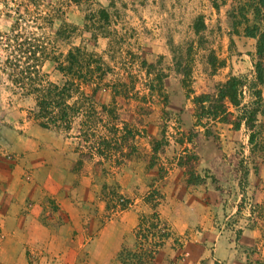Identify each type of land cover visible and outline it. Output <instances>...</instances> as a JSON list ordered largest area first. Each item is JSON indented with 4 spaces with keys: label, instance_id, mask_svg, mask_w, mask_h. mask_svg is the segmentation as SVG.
I'll return each mask as SVG.
<instances>
[{
    "label": "rangeland",
    "instance_id": "374dc122",
    "mask_svg": "<svg viewBox=\"0 0 264 264\" xmlns=\"http://www.w3.org/2000/svg\"><path fill=\"white\" fill-rule=\"evenodd\" d=\"M238 1L218 0L216 8L211 0H39L35 9L39 12L31 10L22 19L25 36L36 39L35 43L53 40L63 66L68 50L74 47L83 46L93 58L102 57L104 85L95 100L105 108L93 112L90 127L76 121L70 133L35 125L27 120L25 110L20 111L31 106L32 100L23 97V91L9 79L11 68L3 60L10 52L0 43V157L13 159L30 148L20 140H60L59 157L72 160L73 169L84 167L95 175L84 181L88 193H76L81 202H91L92 198L97 203L106 202L113 210L136 204L135 236L137 233L139 239L126 249L142 254V264H157L160 258L164 264H177L188 255L183 242L171 236L168 223H156L154 211L159 216L160 206L154 209L145 202L150 190L156 189L163 196L161 204L165 203V187L172 183L164 177L173 163L180 165L175 175L183 178L181 183L204 189L207 201L226 204L227 208L237 206L224 222L238 240L243 228L252 226L258 239L264 236V154L260 159L249 155L245 130L234 129L231 115L206 119L195 102L201 94H215L229 78L231 68H251L246 53L252 51L253 42L243 37L240 19L231 16ZM47 12L55 18L53 26L48 28L37 20L42 28L36 27L34 20ZM9 15L0 3V32L6 31L17 12ZM39 75H44L45 82L61 86L65 82L49 61L41 66ZM82 88L92 92L84 84ZM78 98L75 93L70 102ZM77 127L83 130L78 143L68 137ZM97 149L102 154H93ZM73 153L76 161L70 158ZM144 158L155 167V182L147 176L125 191V182L133 180L123 178V168ZM81 181L80 177L75 179L72 186L78 188ZM93 186L97 188L95 195L89 194ZM142 187L148 189L141 191ZM255 192H260L257 201ZM210 214L218 225L217 208ZM237 248L249 251L246 264H264L255 255L259 252L256 245L246 248L239 242ZM165 249L174 252L164 256Z\"/></svg>",
    "mask_w": 264,
    "mask_h": 264
},
{
    "label": "crops",
    "instance_id": "0c3cea01",
    "mask_svg": "<svg viewBox=\"0 0 264 264\" xmlns=\"http://www.w3.org/2000/svg\"><path fill=\"white\" fill-rule=\"evenodd\" d=\"M20 142L29 143L30 148L13 159L0 157V264H123L118 259L119 251L136 239V204L113 210L104 201L97 203L91 198V202H81L75 195L88 193L83 184L95 177L92 171L84 167L75 170L72 160L59 157L60 140ZM76 157V153L70 156L75 161ZM146 159L139 161V166L134 161L123 168V178L133 180L125 182V191L132 189L137 179L147 180L150 176L155 182V167ZM179 168L173 163L165 175L172 185L165 187V203L161 204L162 199L158 205L160 222L168 223L171 236L179 238L188 251L177 264H246L251 255L249 251L239 252V242L246 248L256 245L259 252L255 255L264 261L263 235L258 239L254 227H246L238 240L232 227L224 222L237 206L227 208L226 204L207 201L204 189L181 183L183 178L175 175ZM79 177L80 186L74 188L72 183ZM96 191L94 187L89 194L95 195ZM177 195L182 197H174ZM216 208L218 225L210 214ZM161 260L158 263L157 259V264H164Z\"/></svg>",
    "mask_w": 264,
    "mask_h": 264
},
{
    "label": "trees",
    "instance_id": "16d2710c",
    "mask_svg": "<svg viewBox=\"0 0 264 264\" xmlns=\"http://www.w3.org/2000/svg\"><path fill=\"white\" fill-rule=\"evenodd\" d=\"M211 2L216 8L219 7L218 0ZM0 3L7 16H10L13 10L17 12L6 31L0 32V43L5 51L10 52L3 60L4 64L11 68L9 79L15 87L23 91V97L32 100L31 106L20 108V111L25 110L27 120L45 129L53 128L70 133L75 128L73 125L76 121L83 127H90L93 112H97V108L102 112L105 108V105L98 104L95 100L96 93L104 85L106 70L102 57L93 58L85 47H74L68 50L65 59L67 63L63 66L54 50L53 40L46 38L42 43H35L36 39L25 36L22 19L26 18V13L31 10L39 12L35 10L39 0H0ZM11 3L13 5H10ZM237 4L238 6L232 7L231 16L240 19L238 23L244 25L243 37L253 42L252 51L246 53L250 58L251 68L249 71L231 68L229 78L218 86L215 94H201L195 97V102L200 105L203 111L201 115L206 119H216L224 114L231 115L234 129L240 130L243 127L245 130L249 155L260 159L264 154V0H239ZM12 7L15 8L12 10ZM37 20L51 28L55 18L49 12L41 14L34 21L36 27L42 28ZM50 43L52 46L48 48ZM45 61L52 62L54 69L63 74L65 82L62 86L56 82H45L44 75L40 77V68ZM240 62L242 61L238 63ZM143 64L145 65L146 61H143ZM75 79L79 83H75ZM81 84L91 87L92 92L89 94L84 88L81 89ZM75 93L79 98L71 103L70 99ZM80 100L84 102L83 105L79 104ZM229 107L233 110L229 111ZM81 116L84 117L83 120ZM76 129V135L69 134L68 137L80 139L83 130L80 127ZM93 154L102 152L97 149ZM162 198V194L153 189L145 202L151 203L156 209ZM122 206L125 207L124 203ZM154 215L158 224L160 219L156 210ZM138 237L136 233L137 240ZM118 259L123 264H142L143 261L142 254L130 252L124 246L118 253Z\"/></svg>",
    "mask_w": 264,
    "mask_h": 264
},
{
    "label": "built area",
    "instance_id": "2783aa9c",
    "mask_svg": "<svg viewBox=\"0 0 264 264\" xmlns=\"http://www.w3.org/2000/svg\"><path fill=\"white\" fill-rule=\"evenodd\" d=\"M120 201H123V199L121 198Z\"/></svg>",
    "mask_w": 264,
    "mask_h": 264
}]
</instances>
